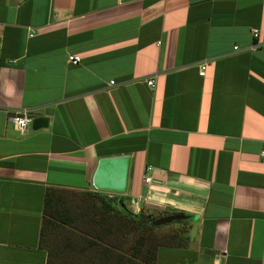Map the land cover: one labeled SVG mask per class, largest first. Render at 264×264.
<instances>
[{"label":"crops","instance_id":"1","mask_svg":"<svg viewBox=\"0 0 264 264\" xmlns=\"http://www.w3.org/2000/svg\"><path fill=\"white\" fill-rule=\"evenodd\" d=\"M262 151L264 0H0V264H53L46 191L104 192L117 155L112 194L187 216L151 264H264Z\"/></svg>","mask_w":264,"mask_h":264},{"label":"rangeland","instance_id":"2","mask_svg":"<svg viewBox=\"0 0 264 264\" xmlns=\"http://www.w3.org/2000/svg\"><path fill=\"white\" fill-rule=\"evenodd\" d=\"M119 197L109 191L52 193V212L56 216L52 218L54 223L46 226L41 241L49 250L53 264H124L128 258L151 264L154 243H170L186 233L185 225L173 228L165 224L147 229L131 223L124 228L120 217L131 220L134 217L125 216L128 212L120 208ZM99 198L110 203L111 208ZM126 207L132 211V206ZM139 241H144L145 247H153L150 254L145 250L140 256L133 253Z\"/></svg>","mask_w":264,"mask_h":264},{"label":"water","instance_id":"3","mask_svg":"<svg viewBox=\"0 0 264 264\" xmlns=\"http://www.w3.org/2000/svg\"><path fill=\"white\" fill-rule=\"evenodd\" d=\"M33 129L47 126V119L43 117L33 118ZM129 170V156L117 155L102 157L98 160L92 185L96 190L123 193L127 187ZM187 218L182 213L170 214L158 217L151 222L153 226H161Z\"/></svg>","mask_w":264,"mask_h":264},{"label":"trees","instance_id":"4","mask_svg":"<svg viewBox=\"0 0 264 264\" xmlns=\"http://www.w3.org/2000/svg\"><path fill=\"white\" fill-rule=\"evenodd\" d=\"M55 192L62 194V193H68L71 191L63 190V189H48L46 191L45 202H44V220H43V226L41 228V238H43V233L46 230V226L52 225L54 223L52 218H54V216H56V215H53L52 210L54 209V204L51 203L50 197H51L52 193H55ZM97 193L94 192V194H97ZM100 201L102 203H105L104 199H102V200L100 199ZM105 204L107 205L108 208H111L110 203H105ZM118 204H119L120 208H122V211L125 210V212H128V214H125V216L126 215H128V216L132 215L134 217V219H132V220L130 218H124L123 216L120 217L124 228H126L127 226H131V223H135V224H138V225L145 227L147 229H153L152 227H154V226H152L151 222L153 221V219L160 217V216L148 213V212L143 213L144 212L143 209H141V211L138 213H134L133 211H130L126 207L128 205L125 203V198L123 196L119 197ZM126 210H128V211H126ZM58 212H60V211H58ZM57 214H58V216L61 215L60 213H57ZM58 216H57V218H58ZM164 244L165 243H158V244L154 243L153 247H155V252H156L158 246H162ZM145 245L146 244L144 241L137 242V245L135 246L133 253L136 254L137 256H140L142 253H145V252H149V254H150L153 247L152 248L145 247ZM144 250H145V252H144ZM155 252L153 254V258L155 256ZM147 255L145 258H147ZM125 261H126V263H124V264H145L142 261H137V260L132 259V258H128Z\"/></svg>","mask_w":264,"mask_h":264},{"label":"built area","instance_id":"5","mask_svg":"<svg viewBox=\"0 0 264 264\" xmlns=\"http://www.w3.org/2000/svg\"><path fill=\"white\" fill-rule=\"evenodd\" d=\"M252 35L253 38H258L259 37V30L257 28H252ZM236 48V47H235ZM69 63L76 65L80 62L81 58L78 55L70 54L67 57ZM205 68L206 65L205 63L201 64L200 69H199V75L203 76L205 73ZM147 85L153 86V79L147 80ZM10 120L12 121L15 129L19 131L20 133H25L29 127L32 124L33 117L30 116L29 113L26 111H20L18 113H15L11 116ZM262 154H264V151H262ZM151 180L150 176H145L144 182L149 183ZM131 206H132V211L134 213H138L141 211L139 199H133L131 201Z\"/></svg>","mask_w":264,"mask_h":264}]
</instances>
